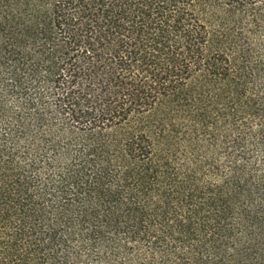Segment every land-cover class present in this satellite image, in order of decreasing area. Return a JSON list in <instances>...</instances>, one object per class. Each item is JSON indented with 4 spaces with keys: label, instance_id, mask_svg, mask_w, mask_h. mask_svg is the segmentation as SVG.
Instances as JSON below:
<instances>
[{
    "label": "trees",
    "instance_id": "obj_1",
    "mask_svg": "<svg viewBox=\"0 0 264 264\" xmlns=\"http://www.w3.org/2000/svg\"><path fill=\"white\" fill-rule=\"evenodd\" d=\"M0 264H264V0H0Z\"/></svg>",
    "mask_w": 264,
    "mask_h": 264
}]
</instances>
